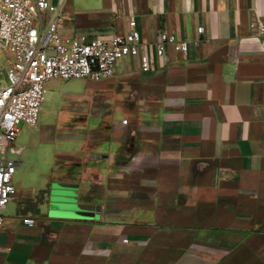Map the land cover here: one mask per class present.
I'll return each instance as SVG.
<instances>
[{"label": "crops", "instance_id": "0c3cea01", "mask_svg": "<svg viewBox=\"0 0 264 264\" xmlns=\"http://www.w3.org/2000/svg\"><path fill=\"white\" fill-rule=\"evenodd\" d=\"M49 2L70 35L125 33L135 15L153 69L124 58L93 84L70 130L50 125L41 138L57 145L40 153L51 183L79 184V201L100 205V216L52 217L51 183L32 194L15 186L0 264H264V35L250 29L264 0ZM162 31L189 50L173 44L157 56L149 45ZM23 134L21 124L20 147Z\"/></svg>", "mask_w": 264, "mask_h": 264}, {"label": "built area", "instance_id": "2783aa9c", "mask_svg": "<svg viewBox=\"0 0 264 264\" xmlns=\"http://www.w3.org/2000/svg\"><path fill=\"white\" fill-rule=\"evenodd\" d=\"M69 20L67 14L49 0H0V54L6 55L7 82L0 86V225L2 211L16 193L13 177L17 163L1 156L2 145L15 141L20 125H37L45 101V83L53 78L87 79L100 82L113 78L120 61L138 57L140 69H153L151 54L137 29V18L130 15L128 30L111 35L62 32ZM254 35H264V20L255 14L250 20ZM199 27L198 32L203 33ZM198 46L200 38L193 39ZM177 44L187 52L190 41L181 40L166 31L154 42L157 56ZM128 124V119H123ZM28 226L37 223L27 216ZM124 241H128L125 239Z\"/></svg>", "mask_w": 264, "mask_h": 264}, {"label": "rangeland", "instance_id": "374dc122", "mask_svg": "<svg viewBox=\"0 0 264 264\" xmlns=\"http://www.w3.org/2000/svg\"><path fill=\"white\" fill-rule=\"evenodd\" d=\"M7 69L6 55L4 57L0 56V84L7 82L5 75ZM94 83L87 79L53 78L47 81L45 83V101L41 108L38 125L30 126L22 123V126L24 125V134L22 143H20L22 147L17 141V143L13 141L2 145L1 156L3 158L22 163L17 166L15 171L14 184L15 186L22 185L24 194H32L37 188L50 185L51 177L55 173L52 166L42 163L40 153L48 150L53 153L57 145L40 143L41 138L47 139L50 137V125L53 131L57 130L56 134H60L62 128L70 130L69 125L72 124V116L87 113L92 103L89 95L91 89L94 88ZM17 195H19V192ZM38 202L32 201V203Z\"/></svg>", "mask_w": 264, "mask_h": 264}, {"label": "water", "instance_id": "95a60500", "mask_svg": "<svg viewBox=\"0 0 264 264\" xmlns=\"http://www.w3.org/2000/svg\"><path fill=\"white\" fill-rule=\"evenodd\" d=\"M49 214L67 219H94L100 216V205L79 201V184L55 181L49 192Z\"/></svg>", "mask_w": 264, "mask_h": 264}]
</instances>
